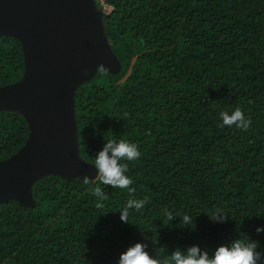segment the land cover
Here are the masks:
<instances>
[{"label":"trees","instance_id":"1","mask_svg":"<svg viewBox=\"0 0 264 264\" xmlns=\"http://www.w3.org/2000/svg\"><path fill=\"white\" fill-rule=\"evenodd\" d=\"M94 2L119 71L97 70L75 90V146L94 168L108 139L137 144L133 191L103 185L95 168L87 183L42 176L31 205L0 203V264H117L135 243L157 259L192 246L211 257L236 240L255 242L264 264V0ZM24 72L21 43L0 36V88ZM237 107L246 131L220 126L219 112ZM30 134L22 114L0 110V163ZM144 197L121 221L126 201Z\"/></svg>","mask_w":264,"mask_h":264},{"label":"water","instance_id":"2","mask_svg":"<svg viewBox=\"0 0 264 264\" xmlns=\"http://www.w3.org/2000/svg\"><path fill=\"white\" fill-rule=\"evenodd\" d=\"M93 9L90 0H0V36L17 39L25 58L21 81L0 88V110L18 111L31 130L15 158L0 163V203L31 205V186L45 175L96 174L77 155L73 97L98 66L112 74L119 66Z\"/></svg>","mask_w":264,"mask_h":264},{"label":"clouds","instance_id":"3","mask_svg":"<svg viewBox=\"0 0 264 264\" xmlns=\"http://www.w3.org/2000/svg\"><path fill=\"white\" fill-rule=\"evenodd\" d=\"M104 0H100L103 3ZM103 13H109V7L102 8ZM97 10V8H96ZM97 12H100L97 10ZM99 71H104L103 66H98ZM221 121L220 126H235L237 129L246 131L251 124L250 119L246 118L242 110L237 107L232 111L219 112ZM141 156L137 144L125 139H108L105 141L102 150L94 158V168L98 172L99 181L103 185L112 188H128L129 192L133 189L129 187L132 183L127 175L128 164L136 161ZM85 178L84 182L87 183ZM97 196L103 197L104 192L99 186L95 189ZM147 203V197L142 199H129L120 212V220L126 221L129 209H140ZM101 207V205H98ZM221 210H214L211 217L222 222L223 217L218 216ZM164 215L172 220L170 212L165 211ZM182 225H190L192 216L188 213L180 215ZM256 231L264 232V227H257ZM146 244L135 243L123 251L118 258L117 264H258L260 253L256 251V244L250 240H236L230 245H221L213 251L211 257L207 252L202 251L198 246H192L182 252L176 250L170 256L157 259L149 255L145 248Z\"/></svg>","mask_w":264,"mask_h":264},{"label":"rangeland","instance_id":"4","mask_svg":"<svg viewBox=\"0 0 264 264\" xmlns=\"http://www.w3.org/2000/svg\"><path fill=\"white\" fill-rule=\"evenodd\" d=\"M91 2H92V4H93V10L96 12L97 10H96V6H95V2H94V0H90ZM98 2H100V0H98ZM89 58V61L92 63L93 62V60L89 57V55H85L84 56V60H87ZM106 70V69H105ZM15 157H13V158H11L10 160H12V159H14ZM96 175L97 174H95L92 178H95L96 177ZM86 178H88L87 176H85Z\"/></svg>","mask_w":264,"mask_h":264}]
</instances>
